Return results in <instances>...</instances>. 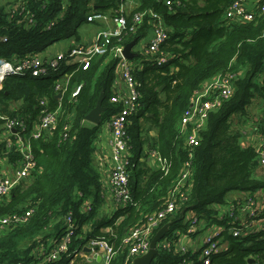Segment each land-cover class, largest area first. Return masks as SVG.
I'll return each instance as SVG.
<instances>
[{
    "label": "trees",
    "instance_id": "16d2710c",
    "mask_svg": "<svg viewBox=\"0 0 264 264\" xmlns=\"http://www.w3.org/2000/svg\"><path fill=\"white\" fill-rule=\"evenodd\" d=\"M133 1L136 8L128 18L129 23L136 13L149 10L163 18L168 29L163 49L169 56L163 66L145 62L142 69L134 71L141 84V98L140 109L129 118L128 124L133 203L118 209L107 220L92 222L107 197L94 164V143L101 126L122 109L111 102L117 59L106 53L94 57L87 70L69 66L68 72L73 76L59 100L54 89L58 73H50L44 79L10 77L0 91V113L23 119L25 129L20 132L29 141L37 165L30 179L0 200V219L34 211L25 225L0 229V264L32 263L42 243L49 245V241L63 237L64 219L70 211L78 226L70 245L71 253L83 249L88 239H105L115 250L109 264H132L129 249L123 246L124 238L148 214L166 206L168 194L188 161L192 164L188 202L164 221L163 225L173 223L164 238H170L176 230L185 231V220H179L183 211L184 218L192 213L208 225L229 227V219L218 218L214 206L225 205L230 192L264 188V182L252 176L259 164L256 150L242 146L241 134L234 126L235 117H240L237 125L247 121L254 100L264 101V78H260L264 77V13L259 12L264 0H255V18L251 22L225 19L231 5L245 0H172V7L165 0ZM122 3L121 0H70L67 4L62 0H17V4L31 12L33 23L20 12L12 13L9 4L0 3V59L24 61L62 40L74 38L81 42L79 30L83 24L91 25L87 22L88 15L96 11L117 17ZM52 21L54 25L48 29ZM152 24V19L146 18L138 32L127 37L123 44L150 37ZM116 44L113 40L112 46ZM227 73L238 75L235 93L211 113L200 133V145L190 151L186 137L179 132L180 121L194 95L211 79ZM80 85V93L73 98ZM102 93L106 112L102 124L93 125L85 118ZM13 103L16 108H12ZM58 109L54 133H43L39 139H33V129L43 112ZM146 123L156 132L155 137L146 134ZM0 142V152L6 155L7 142ZM145 145L166 160L165 169L151 170L146 162H141ZM9 155L13 163L21 159L14 149ZM86 202L92 203L91 213L81 211ZM90 222L93 226L86 239L84 226ZM227 239L228 251L215 255L212 264H248L251 258L264 264V230L241 237L228 235ZM158 250L153 264H200L198 252L182 256L176 249L170 252L161 249L159 244ZM49 264H70V259L65 255Z\"/></svg>",
    "mask_w": 264,
    "mask_h": 264
},
{
    "label": "built area",
    "instance_id": "2783aa9c",
    "mask_svg": "<svg viewBox=\"0 0 264 264\" xmlns=\"http://www.w3.org/2000/svg\"><path fill=\"white\" fill-rule=\"evenodd\" d=\"M62 1L64 4H67L70 0ZM121 1L123 3L120 6V10L118 11L120 14L117 17H111L110 15H104L96 11L88 15V24L93 25L97 23L101 27L99 26L98 31L90 40L76 42L74 38L69 39L67 52L51 56L45 51V55H43L44 53L39 54V56L32 55L24 61L0 59V91L3 89L4 82L10 77L31 76L35 79H44L50 73H58V78L54 82V89L58 100L67 92L69 81L73 76V73L68 72V68H65V64L68 66L77 65L78 68L87 70L92 59L96 56H103L107 53L113 59H117L115 81L113 83L114 95L111 102L121 105L122 109L108 120L112 140L106 182V189L116 204V211L133 203L129 186L131 146L128 135V124L129 118L139 111V101L141 98V84L135 79L134 71L142 69L145 62H152L154 65L163 66L169 59V56L163 49L168 39V29L163 18L153 10H149L136 13L132 17L131 23H129L128 18L131 17L132 10L136 8V3L133 0ZM165 1L168 7H172V0ZM8 4V8L12 13L15 14L17 10H20V15H25V20L33 23L32 14L30 11H27L24 5L17 4V0L15 2L12 0ZM248 4L249 0L234 3L226 11L225 19L236 22L253 21L255 13L249 8ZM259 12L264 13V5L259 7ZM146 18H151L153 21L149 43L138 53L140 57L129 60L123 54L125 47V44H123L124 40L129 36L135 35ZM53 25L54 22L52 21L47 25V28L50 29ZM113 40H116L117 44L112 46ZM3 41H6V39H3ZM138 60L139 62H137ZM237 78L238 75L234 73L218 75L207 82L202 90L198 91L192 98L191 106L185 111L179 124V132L181 136L186 137L185 141L190 151L200 145V133L206 128L211 113L219 110L224 102L233 97L236 90ZM260 78L264 77L261 76ZM80 91L81 85L76 88L72 97H77ZM59 113L60 109L50 112L44 111L42 118L33 129L31 137L39 139L43 133H54L58 125ZM0 120L2 121L0 133L6 137L7 154L9 155L13 149L21 154V159L15 162L12 174H0L1 200L8 198L12 191L22 184L23 181L30 179L36 170L37 164L29 141L20 132L25 129L23 119L9 118L0 113ZM254 149L256 150L259 163L264 165V143L256 145ZM152 157L158 161L159 168L165 169L166 160L158 152L153 151ZM192 157L193 155L190 153V158ZM4 160L5 155L0 152V163ZM191 176L192 164L191 161H188L184 164L178 181L168 194L166 206L162 210L148 214L145 221L130 230L124 238L123 246L129 249V258L132 261L149 252L152 239L162 229L164 221L176 214L182 204L188 202ZM253 205V199L249 198L247 204L243 206L246 209L250 208L247 211L250 218H255L259 214ZM81 211L83 213H91L92 203H84ZM33 212V209H31L23 215L14 214L1 218L0 229H5L11 225H25L28 223ZM220 218L224 219V217ZM241 225L247 227L246 229L251 226L249 220H242ZM200 226L201 220L199 217L191 213L188 215L185 231L176 230L170 238H164L160 241L159 246L168 252L176 249L177 252L184 256L188 254L189 250L188 247L180 245V239H192L194 235L199 234ZM64 227L65 233L63 237L58 241H49V245L42 243L37 250L34 261L29 264L54 263L61 260L65 255L70 259V264H74V259L85 255L84 248L74 250L72 253L70 252V245L78 229L72 211L66 215ZM243 230V228L237 229L234 226L231 229V235L241 237L243 236ZM224 232H226V229L217 226L216 228H210L202 236L200 250L198 251L200 264H212L213 257L224 252L222 241V234ZM82 237L80 236V238ZM87 243L86 248L91 249L90 253L93 254V258L100 257L105 264H109L114 258V246L105 239L92 238L87 240ZM186 259L189 260V258ZM17 264L26 263L20 262ZM253 264L261 263L255 261Z\"/></svg>",
    "mask_w": 264,
    "mask_h": 264
},
{
    "label": "crops",
    "instance_id": "0c3cea01",
    "mask_svg": "<svg viewBox=\"0 0 264 264\" xmlns=\"http://www.w3.org/2000/svg\"><path fill=\"white\" fill-rule=\"evenodd\" d=\"M255 0H250L249 1V8L253 11H255V6H254ZM0 3H6L5 0L0 1ZM93 26V25H92ZM94 31H89L91 32L89 35L85 34L83 29L80 30V33L82 34L83 40H90L93 35L97 32L98 27H95ZM88 36V37H87ZM150 38V37H148ZM68 46H69V40L66 42H62V46L59 49L58 52H53L50 48L46 50L49 55H55L61 52H67L68 51ZM137 47V46H136ZM134 51L138 54L139 50ZM44 52L43 55L46 54ZM139 62V60L137 61ZM257 100L258 106H254L255 101ZM254 100L253 104L249 107L248 109V117L246 122L238 123L240 117H235L234 118V126L235 130H237L241 134V144L243 147H256V145L260 143H264V101L256 99ZM12 108H16L17 104L13 103ZM254 106V107H253ZM237 119V120H236ZM151 137L156 136V132L152 129L150 132ZM0 138L2 142L5 141V136L3 134H0ZM111 131L109 128L108 121L105 122L100 129L99 135L94 143V164L95 167L98 169L101 178H102V184L103 186L106 187V182L108 178V172L107 168L109 165V160H110V151H111ZM152 142V141H151ZM152 152L149 150V145H145L144 151H143V156L141 158L142 163H147L148 167L151 170H155L159 168V163L156 159L152 157ZM146 156V157H145ZM259 163V160H258ZM14 167L15 163L12 162L10 155L6 154L5 155V160L0 163V174H12L14 172ZM253 178L264 182V165L258 164V166L254 169L253 171ZM107 197L105 198V202L103 206L97 210V214L95 218L92 220L93 223H97L99 221H104L109 219L114 215L116 212V204L114 200L111 197V194L106 191ZM249 198H252L254 201L253 207L257 210L259 213L257 217L255 218H250L249 213L247 211L250 210V208H243L247 204V200ZM252 208V207H251ZM215 211L217 212V217H224V220L229 219L228 224L230 225L229 227H226V224L219 226L217 224H211L208 225L207 222L201 220V226L199 229V234L194 235L192 239L190 238H181L180 239V245L182 247H188L189 252L195 253L200 250L201 246V238L203 235H205L210 228H216L217 226L226 229V232H224L222 235V241H223V247H224V252L228 251L230 245L229 241L227 239L228 235H231V229L235 226V228L240 229L243 228L244 230L242 231L243 236H247L249 233H253L254 231H259V230H264V188L258 189L253 192H230L227 197H226V204L225 205H217L214 206ZM233 216V217H232ZM183 219L185 222L188 219V215ZM221 219V218H220ZM249 220L250 222V228L246 229L247 227H243L241 225L242 220ZM92 222L87 223L84 226V237L87 239V234L91 230V224ZM90 240V239H88ZM86 244L87 241H86ZM86 244H84V250H85V255L78 257L74 259V264H105L102 259L93 258L92 253H88L86 248Z\"/></svg>",
    "mask_w": 264,
    "mask_h": 264
},
{
    "label": "water",
    "instance_id": "95a60500",
    "mask_svg": "<svg viewBox=\"0 0 264 264\" xmlns=\"http://www.w3.org/2000/svg\"><path fill=\"white\" fill-rule=\"evenodd\" d=\"M158 1L163 2V0H158ZM137 43H138V40H133L132 42L125 45L123 54L127 59L134 60L138 57V54L134 51V47L137 46ZM59 97H61V95H59ZM104 99L105 97H104V94L102 93L97 102L96 107L86 116L85 118L86 122L91 123L93 125L102 124L103 122L102 115L103 113L106 112V108L103 106ZM184 212L185 211H183L179 219L180 221L184 217ZM172 225L173 223L164 225L162 229H160L153 237L149 252L142 257L136 258L132 264H153L155 258L159 254L158 244L160 241L164 239L165 235L167 234L169 229L172 227ZM87 252L90 253L91 249L88 248ZM98 259H101V258L98 257ZM254 262L255 260L251 258L249 259L248 264H253Z\"/></svg>",
    "mask_w": 264,
    "mask_h": 264
},
{
    "label": "rangeland",
    "instance_id": "374dc122",
    "mask_svg": "<svg viewBox=\"0 0 264 264\" xmlns=\"http://www.w3.org/2000/svg\"><path fill=\"white\" fill-rule=\"evenodd\" d=\"M6 1V3L8 4V2H11L12 0H5ZM13 2H15V0H13ZM17 12H20V10H17ZM26 12V11H25ZM93 26H95V25H93ZM92 25H87V24H83V26L81 27V29H83L84 31V33L85 34H87V35H89L91 32H89V31H94L95 30V28L93 27ZM80 29V30H81ZM80 30H79V32H80ZM98 31V30H97ZM88 37V36H87ZM66 42L67 43V41L68 40H62V41H60V42H58V43H56L55 45H53L51 48V50L53 51V52H58L59 51V49L61 48V46H62V42ZM149 43V38H145V39H142L138 44H137V47H135L136 49L135 50H137V48H138V50H139V52H141L142 51V49L145 47V45L146 44H148ZM69 66L67 65V64H65V68L67 69ZM61 73H63V72H61ZM258 104V102H257V100L255 101V103H254V106L256 107V106H258L257 105ZM253 106V107H254ZM237 120V119H236ZM144 127H145V131H146V134H148L150 131H151V126H150V124L149 123H146L145 125H144ZM0 141H2L1 140V138H0ZM1 143V142H0ZM80 264H82V263H80Z\"/></svg>",
    "mask_w": 264,
    "mask_h": 264
}]
</instances>
